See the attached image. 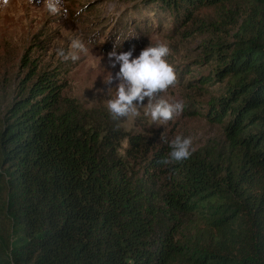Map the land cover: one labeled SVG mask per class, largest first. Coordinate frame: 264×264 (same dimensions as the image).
Segmentation results:
<instances>
[{"label": "trees", "instance_id": "trees-1", "mask_svg": "<svg viewBox=\"0 0 264 264\" xmlns=\"http://www.w3.org/2000/svg\"><path fill=\"white\" fill-rule=\"evenodd\" d=\"M222 1L157 0L184 21ZM61 74L32 73L0 125V264H264V22L198 79L231 81L203 113L224 143L180 162L159 163L166 144L92 121L61 95ZM137 158L143 180L128 169ZM161 167L181 192L157 185Z\"/></svg>", "mask_w": 264, "mask_h": 264}, {"label": "rangeland", "instance_id": "rangeland-1", "mask_svg": "<svg viewBox=\"0 0 264 264\" xmlns=\"http://www.w3.org/2000/svg\"><path fill=\"white\" fill-rule=\"evenodd\" d=\"M80 9L83 11L77 15ZM190 15L189 21L175 17L157 0H62L58 15L50 14L43 0L31 4L28 0H10L9 6L0 10V125L9 119L8 107L28 86L32 73L59 68L65 81L61 95L74 98L101 127L116 122L123 132L138 133L150 145L166 144L167 148L177 135L190 137L192 156L204 147L221 146L222 125L211 122L203 113L231 81L225 78L204 84L198 79L203 74L211 75L239 35L264 22V1L227 0L197 7ZM74 37L81 38L88 51L79 53L80 59L75 62L65 61L56 50L71 51ZM158 42L170 47L166 59L177 75V84L161 95L182 101L184 110L167 123H153L145 115V100V105L139 106V116L114 119L107 101L115 96L119 64L113 67L107 53L116 45L118 52L134 48L135 57L148 44ZM110 75L113 79L109 84L105 81ZM126 145V139H122L117 149L119 157H124ZM127 161L128 169L135 171L134 177L143 180V160ZM156 173L162 191L181 192L184 181L180 177L164 167ZM154 202L165 208L159 198Z\"/></svg>", "mask_w": 264, "mask_h": 264}, {"label": "clouds", "instance_id": "clouds-1", "mask_svg": "<svg viewBox=\"0 0 264 264\" xmlns=\"http://www.w3.org/2000/svg\"><path fill=\"white\" fill-rule=\"evenodd\" d=\"M33 2L34 0H28L29 4ZM43 3L50 14H60L62 0H43ZM9 4L10 0H0V10L7 8ZM82 11L83 9H80L76 14L79 15ZM91 43L92 40L89 39L88 44ZM118 48L115 45L107 53L113 67L119 64V71L115 76L119 81L115 87V96L107 101V109L113 118L139 116V106L145 100H147L145 115L149 116L153 123H167L182 113L185 108L182 101H172L161 95L177 84L175 69L166 59L171 53L168 44L164 42L148 44L135 57L134 48L119 52ZM87 51L85 42L74 37L71 40V51L66 52L60 48L56 50V54L65 61L70 59L75 62L80 59L79 53ZM112 79L110 75L105 82L110 84ZM168 143L171 151L159 161L160 164L168 165L173 161L180 162L190 157L192 144L190 137L177 135Z\"/></svg>", "mask_w": 264, "mask_h": 264}]
</instances>
